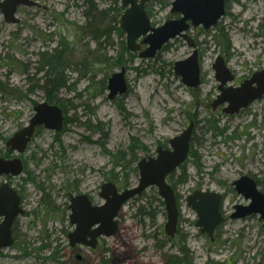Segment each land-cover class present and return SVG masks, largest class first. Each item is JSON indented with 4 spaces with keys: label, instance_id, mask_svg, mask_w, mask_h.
<instances>
[{
    "label": "rangeland",
    "instance_id": "1",
    "mask_svg": "<svg viewBox=\"0 0 264 264\" xmlns=\"http://www.w3.org/2000/svg\"><path fill=\"white\" fill-rule=\"evenodd\" d=\"M34 1L38 7L18 9L17 24L0 10V156L19 157L25 165L19 177L0 176V185L9 182L26 210L0 264H166L185 238L193 264H264V221L258 214L231 218L235 205L250 202L234 181L247 174L264 192V97L237 115L223 113L227 104L213 109L220 94L213 69L217 56L234 73L233 86L264 70V0H226V13L214 27H191L202 72L196 89L174 73L175 63L193 53L182 38L153 59L129 51L120 26L122 0ZM173 1L146 4L153 26L181 17L172 13ZM56 48L66 61L57 75L44 62ZM119 55L132 63L114 67ZM123 67L129 89L110 100L108 81ZM58 75L64 83L51 89ZM42 102L63 110L64 128L58 133L39 126L25 153L12 151L6 142L30 123ZM190 122L196 126L192 153L168 178L177 194L178 235L171 239L165 233V203L149 187L120 210L117 234L100 238L97 249L72 248L70 195L85 193L102 205L105 183L121 191L137 187L141 159L155 157L159 145L168 149ZM196 190L223 197L224 223L214 242L200 232L186 201Z\"/></svg>",
    "mask_w": 264,
    "mask_h": 264
},
{
    "label": "water",
    "instance_id": "2",
    "mask_svg": "<svg viewBox=\"0 0 264 264\" xmlns=\"http://www.w3.org/2000/svg\"><path fill=\"white\" fill-rule=\"evenodd\" d=\"M151 0H122L124 14L120 18L121 28L126 33V43L130 52L139 53L140 59H153L163 46L177 37L185 40L193 53L185 60L177 61L174 73L181 77L182 83L196 89L202 84L201 66L199 61L200 51L197 41L188 31L191 27L202 26L203 29L214 27L226 13V0H175L172 3V13H179L180 18L165 22L160 27L151 24L145 6ZM22 6L38 7L34 0H0V10L8 23H19L17 11ZM142 39V43L138 41ZM146 44L147 48L142 49ZM216 71L215 78L219 82L220 94L213 102V109L220 106L227 115L240 114L241 110L248 108L256 100L264 97V70L255 73L250 79L244 80L240 86H233L235 75L227 66L222 56H217L213 64ZM126 68L111 75L108 81L109 99L127 93L129 86L126 79ZM35 115L30 123L17 131L7 142L6 146L17 153H25L28 145L35 136L39 126L47 130L60 133L64 128V112L57 105L49 102L39 103L35 108ZM195 123L190 122L188 128L178 136L170 139V147H157L155 157L141 159L138 163L140 178L137 187L120 191L117 185L107 182L101 187L100 196L105 201L102 205H94L87 194L70 195L69 208L71 210L70 223L75 231L68 235L70 246H84L97 249L101 237H111L118 233L117 218L119 212L127 202L141 195L149 187H156L160 197L165 203L168 213L165 223V233L174 238L179 227L178 202L176 191L168 181L169 176L188 160L191 150L192 135ZM25 165L21 158L5 159L0 156V176L19 177L24 172ZM233 187L244 199L249 200L247 205H235L232 219H242L251 215H259V220L264 221V192L258 187L256 179L247 174L234 181ZM188 206L197 214L196 226L202 234L206 233L211 242L215 241V231L224 223L221 211L223 197L218 192L196 190L186 199ZM22 198L14 187L8 182L0 185V256L3 250L15 244L14 224L25 215L22 208Z\"/></svg>",
    "mask_w": 264,
    "mask_h": 264
},
{
    "label": "trees",
    "instance_id": "3",
    "mask_svg": "<svg viewBox=\"0 0 264 264\" xmlns=\"http://www.w3.org/2000/svg\"><path fill=\"white\" fill-rule=\"evenodd\" d=\"M87 1L91 2L93 0H87ZM229 48H230V45L228 43L227 49H229ZM61 52L62 51L59 48H56V50L54 51V54L50 56L51 57L50 60L47 58L44 61L46 63V65L49 66V68H51V71H53V73L57 72L58 69H62L66 63V61H64V57L61 56ZM125 52L127 53L126 50H125ZM45 55L46 54H43V56H45ZM130 56L133 57L134 55L131 54ZM132 61L133 60H125L124 55H119L118 57H116L113 65H114V67H118V68L120 67L121 68V66H128V63H132ZM55 74L57 75V73H55ZM62 83H64V80H63V78H61V76L58 75L54 79L50 80L49 84L51 86V89H55V88H58V86ZM191 153H192V148H191V151L189 152V156ZM184 164H182L180 167L184 168ZM174 174H175V172L171 175V178H173ZM185 241H186V238L182 239L180 244H178L179 245V254L168 255V258L166 260V264H193V259L191 258L190 250L187 248Z\"/></svg>",
    "mask_w": 264,
    "mask_h": 264
},
{
    "label": "flooded vegetation",
    "instance_id": "4",
    "mask_svg": "<svg viewBox=\"0 0 264 264\" xmlns=\"http://www.w3.org/2000/svg\"><path fill=\"white\" fill-rule=\"evenodd\" d=\"M146 9V8H145ZM240 86V85H239ZM251 106V105H250ZM221 107V106H220ZM224 108V107H223ZM219 109V108H218ZM223 110V109H222ZM94 204V203H93Z\"/></svg>",
    "mask_w": 264,
    "mask_h": 264
}]
</instances>
